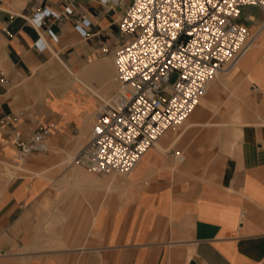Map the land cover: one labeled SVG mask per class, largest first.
<instances>
[{
  "label": "crops",
  "instance_id": "obj_1",
  "mask_svg": "<svg viewBox=\"0 0 264 264\" xmlns=\"http://www.w3.org/2000/svg\"><path fill=\"white\" fill-rule=\"evenodd\" d=\"M129 3L76 0L65 15L58 0H0V264H264L260 7L237 19L255 34L251 48L128 174L73 162L101 97L117 87L113 55L130 39L118 26ZM43 9L63 19L36 27ZM38 128L48 150L18 162L12 133Z\"/></svg>",
  "mask_w": 264,
  "mask_h": 264
},
{
  "label": "built area",
  "instance_id": "obj_2",
  "mask_svg": "<svg viewBox=\"0 0 264 264\" xmlns=\"http://www.w3.org/2000/svg\"><path fill=\"white\" fill-rule=\"evenodd\" d=\"M58 1L63 14H74L76 0ZM244 6L264 10V0H130L118 25L130 39L113 55L117 90L101 100L73 162L95 174L126 175L168 129L181 127L217 75L253 45L255 34L237 22ZM63 14L43 9L31 20L38 27L46 16ZM86 24L80 16L75 28L84 32ZM12 142L20 162L48 150L47 130H16ZM173 154L177 163L184 160Z\"/></svg>",
  "mask_w": 264,
  "mask_h": 264
},
{
  "label": "bare ground",
  "instance_id": "obj_3",
  "mask_svg": "<svg viewBox=\"0 0 264 264\" xmlns=\"http://www.w3.org/2000/svg\"><path fill=\"white\" fill-rule=\"evenodd\" d=\"M106 59H107V58H106ZM102 65H104V64H102ZM92 70H93V69H92ZM75 72H76V71H75ZM95 72H96V71H95ZM95 72H94V73H95ZM107 72H108V71H107ZM82 76H83V75H82ZM75 77H78V75H76ZM75 77H74V78H75ZM79 78H80V76H79ZM82 78H84V77H82ZM114 78H115V77H114ZM74 80H75V79H74ZM74 80H73V81H74ZM87 80H88V79H87ZM87 80H86V81H87ZM81 81H82V80H81ZM88 82H89V80H88ZM72 84H73V83H72ZM72 84H71V85H72ZM82 84H84V83H82ZM84 85H85V84H84ZM86 86H88V84H87ZM91 90H92V89H91ZM95 94H96V93H95ZM97 96H99V94H98ZM95 97H96V96H95ZM106 99H107L106 97H101L100 100H106ZM201 102H202V99H200L199 103H201ZM93 113H94V112H93ZM93 113H92V115H93ZM88 119H89V118H88ZM90 119H91V118H90ZM86 122H87V121H86ZM91 122H92V121H91ZM87 123H88V122H87ZM88 124H89V123H88ZM92 124H93V123H92ZM90 125H91V124H90ZM86 128H87V127H86ZM172 131L174 132L175 130H172V129H171V130H168L167 133L172 132ZM84 133H85V132H84ZM85 134H86V133H85ZM78 137H79V136H78ZM80 138H82V135H81ZM23 167H24V166H23ZM12 169H13V168H12ZM18 169H19V168H18ZM19 170H20V169H19ZM23 170H25V169H23ZM27 170H28V169H27ZM28 171H29V170H28ZM9 173H10V172H9ZM22 173H23V172H22ZM14 174H15V173H14ZM14 174H13V175H14ZM22 175H23V174H22Z\"/></svg>",
  "mask_w": 264,
  "mask_h": 264
},
{
  "label": "rangeland",
  "instance_id": "obj_4",
  "mask_svg": "<svg viewBox=\"0 0 264 264\" xmlns=\"http://www.w3.org/2000/svg\"><path fill=\"white\" fill-rule=\"evenodd\" d=\"M114 76H115V75H114ZM175 77H176V75H173L172 78H171V80L173 81V80L175 79ZM221 77H222V76H221L220 74H218L217 77L215 78V80H216L217 78H221ZM215 80H214V81H215ZM214 81H213V83H214ZM213 83H212V84H213ZM212 84L210 85L209 89L211 88ZM209 89H208V91H209ZM116 90H117V87H115V91H116ZM207 94H208V92H207ZM207 94H206V95H207ZM112 95H113V94L108 95V96H106V98H109V97H111ZM206 95H205V97H206ZM100 103H101V102H100ZM187 123H188V120H186L184 124H187ZM171 129L173 130L174 128H170V129H168V130H171ZM111 174H114V173H111Z\"/></svg>",
  "mask_w": 264,
  "mask_h": 264
}]
</instances>
